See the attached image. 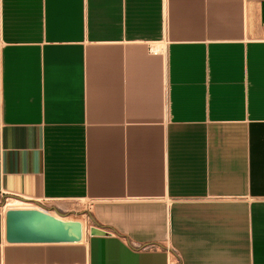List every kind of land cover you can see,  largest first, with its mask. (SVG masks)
<instances>
[{"label":"crops","instance_id":"1","mask_svg":"<svg viewBox=\"0 0 264 264\" xmlns=\"http://www.w3.org/2000/svg\"><path fill=\"white\" fill-rule=\"evenodd\" d=\"M39 207L81 239L6 241ZM173 250L264 264V0H0V264Z\"/></svg>","mask_w":264,"mask_h":264},{"label":"water","instance_id":"2","mask_svg":"<svg viewBox=\"0 0 264 264\" xmlns=\"http://www.w3.org/2000/svg\"><path fill=\"white\" fill-rule=\"evenodd\" d=\"M59 215L61 213L57 212ZM91 233H103L97 226ZM82 224L78 220H64L39 208L9 209L5 213V239L8 242L57 243L81 239Z\"/></svg>","mask_w":264,"mask_h":264},{"label":"bare ground","instance_id":"3","mask_svg":"<svg viewBox=\"0 0 264 264\" xmlns=\"http://www.w3.org/2000/svg\"><path fill=\"white\" fill-rule=\"evenodd\" d=\"M14 204H16V205H18V206H27V204H24V203H22V202H14ZM14 204H11V205H14ZM29 206H31V205H29ZM50 214H52V215H54V216H56V217H59V218H61V219H64V220H68V219H71V218H68V217H64V216H62V215H59L58 213H55V212H49ZM77 219H79V218H77ZM78 221H80L81 222V224H82V228H83V230L85 229V226H84V222H83V220H81V218L78 220Z\"/></svg>","mask_w":264,"mask_h":264},{"label":"built area","instance_id":"4","mask_svg":"<svg viewBox=\"0 0 264 264\" xmlns=\"http://www.w3.org/2000/svg\"><path fill=\"white\" fill-rule=\"evenodd\" d=\"M169 264H181L180 260H179V256L176 253V251H174V250L171 252V257L169 259Z\"/></svg>","mask_w":264,"mask_h":264},{"label":"rangeland","instance_id":"5","mask_svg":"<svg viewBox=\"0 0 264 264\" xmlns=\"http://www.w3.org/2000/svg\"><path fill=\"white\" fill-rule=\"evenodd\" d=\"M45 210L49 211L48 209H45ZM73 213H74V215H70V216L69 215L68 216L67 215H62V216L71 218L73 220H79L81 218V220H83V222L85 221V217H81L80 215H76L77 212H73ZM77 214H79V213H77ZM77 218H79V219H77ZM84 226L86 228V222H84Z\"/></svg>","mask_w":264,"mask_h":264}]
</instances>
